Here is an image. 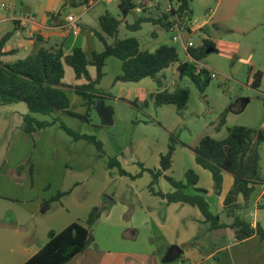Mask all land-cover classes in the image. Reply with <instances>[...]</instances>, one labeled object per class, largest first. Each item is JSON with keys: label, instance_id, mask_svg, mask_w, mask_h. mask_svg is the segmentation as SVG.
Returning a JSON list of instances; mask_svg holds the SVG:
<instances>
[{"label": "rangeland", "instance_id": "374dc122", "mask_svg": "<svg viewBox=\"0 0 264 264\" xmlns=\"http://www.w3.org/2000/svg\"><path fill=\"white\" fill-rule=\"evenodd\" d=\"M36 2L0 1V20L10 15V11L14 13V7L21 13L23 6ZM119 2L103 0L92 13L105 9L120 19ZM135 2L137 7L121 22L118 38H137L141 48L150 52L162 45L174 46L180 61L188 62L183 43L173 40L175 32L169 33L153 23L143 24L136 32L126 28L139 17L157 19L165 12L167 0ZM78 8L82 7L74 6L71 10ZM191 9L197 19L203 18L210 11L208 0H192ZM12 27L13 23H4L0 34L11 33ZM182 36L185 41L192 40L195 47L207 39L214 43L216 52L206 54L202 61L210 75H217L201 93L189 79L179 81L176 64L160 74L162 89H190L188 105L182 113L175 105L155 106L151 95L159 88L151 78L138 83L116 82L122 69L121 61L116 58L107 61L105 76L98 85L104 99L95 102L96 109L87 121L65 112L49 116L34 114L39 121L58 118L59 122L30 135L24 132L28 106L25 103L0 104V264H20L42 240H49L51 231H62L68 222L86 225L95 207H100L102 212L92 227L93 243L84 251V257L77 258L80 264H108L109 259H114L107 254L109 251L143 256L152 254L164 244L165 235L174 231L172 227L162 230L154 221H148L135 202L156 200L159 198L157 193L164 190L172 192L166 177L186 183L188 170L196 173L199 179L197 188L207 190L206 175L210 174L195 162V148L200 141L205 137L223 140L228 136L229 128L234 126H244L255 132L264 127V0H243L232 17L209 25L202 33L194 32L189 36L184 32ZM12 43L15 44V40ZM95 43L96 49H100V43L97 40ZM5 48L10 50V40ZM35 52V49H21V54L12 61ZM8 61L10 56L4 58V62ZM65 69L62 83L70 98V110L86 115L82 98L73 91L74 86L86 81L77 79L70 67ZM90 72L94 75L95 68L90 67ZM257 72L262 73V80L260 87L254 88L252 83ZM103 107L112 111L110 125L104 124L100 114ZM226 110V125L218 130L220 117ZM61 123L79 134L94 136L101 143L102 150L92 142L75 141L61 128ZM171 135L178 138V144L173 166L163 172L160 171V160L167 153ZM112 158H116L126 175L121 174L117 165L110 166ZM159 171L160 176L155 178ZM260 175L264 179V144L261 147ZM261 192L262 186L252 193L248 209L241 215L251 222L256 221L264 229V196L259 199ZM58 193L67 194L48 213L41 214L42 203ZM219 196L222 193L206 196L213 214ZM126 198L130 200L126 202ZM197 217L192 214L185 219L188 224L184 228L192 225L200 240L209 243L211 248L220 245L217 239L220 234H214L205 222L195 223L199 221ZM225 218L223 216L222 221L230 220ZM133 225L135 228L131 227ZM112 256L119 257L117 254Z\"/></svg>", "mask_w": 264, "mask_h": 264}, {"label": "trees", "instance_id": "16d2710c", "mask_svg": "<svg viewBox=\"0 0 264 264\" xmlns=\"http://www.w3.org/2000/svg\"><path fill=\"white\" fill-rule=\"evenodd\" d=\"M90 1L97 0H66L64 6H83ZM169 2L170 9L163 16L158 19L139 17L133 24H127L126 28L136 32L141 30L143 24L153 23L171 31L176 22L189 25L193 21L192 0H169ZM118 7L120 19L106 13L99 18V29L91 31L101 46L100 49L92 52L91 57H88L81 47L74 48L69 55H65L62 47L39 48L26 58L4 62L3 57L12 55L10 52H5V46L13 33L0 38V104L25 103L28 106L29 112L24 117L26 134L33 135L59 122L58 118L52 121H39L33 116L34 114L49 116L65 112L72 117L87 121L89 115L96 109L95 102L104 99V93L98 85L104 77V69L109 58H116L122 63L121 73L116 78V82L138 83L151 78L157 83L159 91L151 95L156 107L175 105L180 113L187 108L190 98L189 88L179 87L173 91L162 89L160 74L175 64L180 82L189 79L201 93L205 92L211 82L210 73L207 70L198 72L192 62H181L174 46L162 45L154 52H150L141 48L137 38L119 39V27L122 20L137 7V4L135 0H120ZM210 47L215 48L214 43L208 39L204 40L201 46L188 48V55L195 61H202ZM66 66L73 70L77 79L86 81L85 84L74 86L73 89L82 98L86 115H79L70 110V99L62 83ZM90 67L96 69L95 79L90 75ZM261 80L262 73L257 72L252 86L259 88ZM227 113L228 110L221 115L218 130L226 125ZM61 128L75 141L86 140L102 150L101 143L94 136L74 132L63 123ZM177 142L178 138L171 135L168 151L166 155L161 156L160 171L165 172L172 167ZM263 144L264 127L255 132L244 126H234L229 128L225 139L216 140L205 137L195 148L196 164L211 173L216 195L222 193L224 173H229L233 177V185L224 199L222 214H213L210 211V205L206 199L207 191L197 188L199 179L193 170L185 173L186 183L166 177L173 190L166 194L159 192L157 195L169 204L181 203L197 208L204 217L205 223L210 225L212 232L230 230L236 242H243L253 236L264 240V229L261 225L257 223L253 227V222L241 215L242 211L248 209L252 193L264 185V179L260 175ZM114 165L120 168L121 174L126 175L116 158L110 160V166ZM160 171L155 178L160 176ZM66 194L58 193L51 199L45 200L41 205V214L48 213L53 205L60 202ZM240 198L243 199V204L239 203ZM101 212L100 207H95L86 225L75 222L60 232L51 231L47 243L24 264H68L93 243L92 227L98 221ZM223 216L232 221H222Z\"/></svg>", "mask_w": 264, "mask_h": 264}, {"label": "crops", "instance_id": "0c3cea01", "mask_svg": "<svg viewBox=\"0 0 264 264\" xmlns=\"http://www.w3.org/2000/svg\"><path fill=\"white\" fill-rule=\"evenodd\" d=\"M102 1L103 0H98L97 4ZM65 2L66 0H37L35 5L28 4L27 6H23L24 10L21 13H19L16 7H14V13L10 11V15L6 16L5 19L0 20V23L2 24H0V29L3 28L4 23H13V27L10 30V32L13 33V36L10 39V50L5 48V52L12 53V55H8L10 56V61L8 62L19 60L17 58L12 61V58L15 59L17 55L21 54V49L26 51H32L35 49V51H37L39 48L52 49L62 47L65 55H69L72 53L74 48L81 47L86 55L91 57L92 52L96 50V39L91 31L99 29V18L108 12H106L105 9H101L92 13L93 8L97 4L90 9H87V6L83 5L81 6L82 8H78L77 10L79 11L76 10V12L71 10V6H64ZM242 2L243 0H217L216 3H212L211 0H208L210 11L200 19H197L193 14V21L189 25L192 31L188 35L190 36L194 32L202 33V31L209 25L221 23L225 19L232 17L238 11V7ZM167 3L165 12H163L159 17L169 11L171 4L169 0H167ZM211 7H214V9ZM22 18L23 21L21 22L20 20H22ZM4 35L5 34H0V37ZM13 40H15V44L12 43ZM187 41L183 39L184 44L182 45L188 56V50L185 47ZM29 55L31 54H28V56ZM5 57H3V61ZM106 68L107 62L105 69ZM90 75L93 79H95L91 72ZM209 174V176L206 175L209 182V188H206V196L215 194L213 190L214 183L212 175L210 172ZM229 176V173H224L223 192L222 196L218 197L217 206L214 208L215 214H222L225 196L233 185V177L231 178ZM162 193L166 194L168 193V190H164ZM263 196L264 185L262 186V192L259 199ZM131 199L133 201V198ZM129 200L130 198H126V202ZM151 200L152 198L147 200L140 199V201L138 200L135 202L136 207L138 205L146 219L148 221H154L158 228L164 230L165 228L172 227L171 229H173L174 232H168V234L165 235L166 241H164V244L159 248L157 247V251L155 250L152 254L146 256L141 254L138 255L126 252L109 251L107 254L114 259H109L108 264H166L163 262V259L168 254L170 248L175 245L182 249V254L176 262H173L174 264H264V240H261L260 237L253 236L243 242H236L233 240V233L231 231H213L214 234H220L218 235L220 238H217L220 245L215 244L213 245L214 247L211 248L209 243L207 244L206 242L200 240V237L196 234V231H194L195 229H192V225H187L184 228L185 224H188L185 219L192 217V214H196L198 216L197 218L199 221L195 223L205 222L204 217L197 208L181 203L169 204L166 200L160 197L156 200ZM258 200L257 202H259ZM239 203L243 204L242 198H240ZM195 209H197L198 212ZM157 221L159 222L157 223ZM70 223L72 222H68L63 228L69 226ZM181 223H183V225ZM193 225L196 226V224ZM256 225L257 222H253V227ZM131 227L135 228V225ZM63 228H61V230ZM133 230L136 234L135 229ZM34 238V240H36V236ZM46 243L47 241L42 240V243L39 244L38 248H36L30 256L20 264H24ZM161 251L163 252L161 253ZM115 254L119 257L112 256ZM79 256L84 257V252L75 256L69 264H80L78 261L80 259H77Z\"/></svg>", "mask_w": 264, "mask_h": 264}, {"label": "built area", "instance_id": "2783aa9c", "mask_svg": "<svg viewBox=\"0 0 264 264\" xmlns=\"http://www.w3.org/2000/svg\"><path fill=\"white\" fill-rule=\"evenodd\" d=\"M98 0L97 1H90L88 4H86V8L87 9H90L92 8L93 6H95L97 4ZM21 22L23 21V18L22 20H20ZM72 21V20H71ZM190 25V24H189ZM189 25H186L184 23H181V22H176L174 24V26L172 27V32H175L176 33V36L173 37V40L175 42H178V41H181L183 44V33H191V28ZM186 49L188 50V48H192L194 47V43L192 40H189L187 43H186ZM188 58H189V62H192L195 64L196 68H197V71H202V70H207V67L205 65V63L203 61H195L190 55H188ZM217 75L215 73H212L211 74V78H216Z\"/></svg>", "mask_w": 264, "mask_h": 264}, {"label": "water", "instance_id": "95a60500", "mask_svg": "<svg viewBox=\"0 0 264 264\" xmlns=\"http://www.w3.org/2000/svg\"><path fill=\"white\" fill-rule=\"evenodd\" d=\"M214 52H216L215 48L210 47L207 49L206 54H210ZM100 114L104 119L105 125H110L112 123V112L109 109L103 107L102 110H100ZM181 254H182V249L179 246L177 245L172 246L168 254L164 257L163 262L164 263L176 262L180 258Z\"/></svg>", "mask_w": 264, "mask_h": 264}]
</instances>
